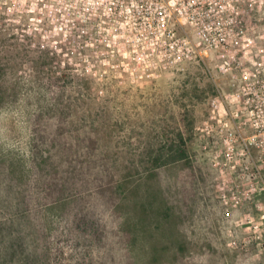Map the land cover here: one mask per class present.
<instances>
[{"label": "rangeland", "instance_id": "374dc122", "mask_svg": "<svg viewBox=\"0 0 264 264\" xmlns=\"http://www.w3.org/2000/svg\"><path fill=\"white\" fill-rule=\"evenodd\" d=\"M254 1L241 20L256 60L264 0ZM58 7L69 15L49 16ZM110 8L0 0V264H264V194L239 181L231 214L222 199L235 179L224 139L237 132L224 107L242 105L221 53L201 48L166 65L141 45L143 21L99 16ZM174 27L199 41L189 25ZM46 52L53 66L41 64ZM180 131L188 157L152 176L153 150Z\"/></svg>", "mask_w": 264, "mask_h": 264}, {"label": "built area", "instance_id": "2783aa9c", "mask_svg": "<svg viewBox=\"0 0 264 264\" xmlns=\"http://www.w3.org/2000/svg\"><path fill=\"white\" fill-rule=\"evenodd\" d=\"M42 2H109L111 11L99 10L100 17H132L143 21V48L159 51L166 65H180L194 59L203 48L219 51L221 71L231 77L233 97L242 106L236 110L224 107L234 119L237 132L227 133L224 139V166L227 175L235 178L232 185L222 187L227 213L241 203L242 182L254 196L264 194V55L248 57L251 42L241 17L243 8H253L254 0H39ZM64 7L49 10V16L65 18ZM89 12L90 9H87ZM97 14V13H96ZM89 15H93L90 13ZM134 18V19H135ZM85 22V21H83ZM82 22V23H83ZM89 22V20L87 21ZM75 23V22H74ZM129 24V22L127 23ZM189 25L197 31L198 42L185 33L180 35L174 26ZM261 52V51H259ZM259 57V59H258ZM213 113L220 111L217 99L212 102ZM239 120L240 122H236ZM231 124L223 123V131ZM253 130L249 137L243 130ZM239 181H242L239 184ZM261 208V205H257ZM264 220V215L261 216ZM264 221L262 222L263 225ZM254 225V217L243 223ZM261 225H257L259 228Z\"/></svg>", "mask_w": 264, "mask_h": 264}, {"label": "trees", "instance_id": "16d2710c", "mask_svg": "<svg viewBox=\"0 0 264 264\" xmlns=\"http://www.w3.org/2000/svg\"><path fill=\"white\" fill-rule=\"evenodd\" d=\"M55 57L51 55L50 52H46L41 64L43 67L46 66H53L55 64ZM0 70L5 71V68H0ZM56 73V72H55ZM6 101V95L3 93L2 88L0 86V108L3 105V103ZM177 140H174L172 143L169 145H162L160 149L158 150H153V153L151 155V165L149 166V170H151V175L153 176V171L160 169L161 167L168 166L170 164H176L178 162H181L185 160L188 157V150H187V139L184 135L183 132H179L177 135ZM97 142L92 141L91 148L96 149L97 147ZM72 170L76 171L78 170L77 166L72 167ZM57 184V183H56ZM55 184V185H56ZM51 190H53V184H50L49 187ZM50 190V191H51ZM48 191V193L50 192ZM79 195H76V197ZM60 201V199H59ZM58 201V203H59ZM27 207L30 209L32 208L31 201L27 200ZM88 225H91L90 223H86L85 226L88 227ZM94 226V225H93ZM88 230V229H87Z\"/></svg>", "mask_w": 264, "mask_h": 264}]
</instances>
